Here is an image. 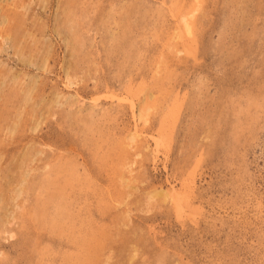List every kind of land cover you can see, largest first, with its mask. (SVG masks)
<instances>
[{
	"label": "rangeland",
	"instance_id": "obj_1",
	"mask_svg": "<svg viewBox=\"0 0 264 264\" xmlns=\"http://www.w3.org/2000/svg\"><path fill=\"white\" fill-rule=\"evenodd\" d=\"M0 264H264V0H0Z\"/></svg>",
	"mask_w": 264,
	"mask_h": 264
},
{
	"label": "bare ground",
	"instance_id": "obj_2",
	"mask_svg": "<svg viewBox=\"0 0 264 264\" xmlns=\"http://www.w3.org/2000/svg\"><path fill=\"white\" fill-rule=\"evenodd\" d=\"M195 11H196V9H195ZM192 12V11H191ZM192 13H194V11L192 12ZM192 17V16H191ZM186 18V17H185ZM185 18H184V20L182 21L183 22V28H184V33H186V34H190L191 33V28H190V25H191V23H190V25H189V23H188V21H186L185 20ZM188 18V17H187ZM179 30H181V29H179ZM179 32H181V31H179ZM182 34V33H181ZM192 34V33H191ZM180 36H182V35H180L179 34V36L178 37H180ZM133 106V105H132ZM140 110V113H141V115H143V116H145V113H146V108L145 107H142L141 109H139ZM136 117V120H137V116H135ZM135 136H133L132 138H131V140L133 141L134 140V137H138L140 134H134ZM162 141H164V134H162V135H159L157 138H155V139H153V148H152V153H154L155 154V156H156V154H157V152H158V147L161 145V143H162ZM155 156H154V158H155ZM167 191L168 192H163V197L165 198V197H169L173 202H175V205H176V208L177 209H180L181 210V204H180V202H179V194H181L180 193V191H178V190H176V188H175V186L174 185H170V187L167 189ZM60 213H59V215L61 216L60 218H67L69 215H68V211H67V208L65 207V205L64 204H62L61 205V209H60ZM55 223L56 224H58V227H59V225H60V222L59 221H55Z\"/></svg>",
	"mask_w": 264,
	"mask_h": 264
}]
</instances>
